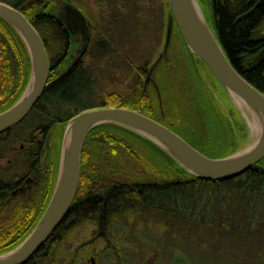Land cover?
<instances>
[{
    "label": "trees",
    "instance_id": "1",
    "mask_svg": "<svg viewBox=\"0 0 264 264\" xmlns=\"http://www.w3.org/2000/svg\"><path fill=\"white\" fill-rule=\"evenodd\" d=\"M135 1L140 2L144 23L153 26V3L148 0ZM210 1L214 27L209 24L228 59L251 85L264 94V61L256 65H249L248 62L249 55L260 50L257 46L260 29L264 26V0L249 14L245 12L248 5L246 0H224L223 5L221 0ZM0 2L20 10L44 40L51 70L48 83L29 117L40 112L39 116L60 123V145L66 125L75 115L91 108L123 107L166 125L209 157L222 158L247 146L242 143L236 147L240 142L236 129L238 121L244 122L240 112L210 72L215 82L210 81L209 87L213 95L202 77L199 79L201 70L203 78H206L204 73L207 69L198 59L194 63L193 55L177 26L173 29L168 48L169 54L171 51L174 53V61H171V55L169 58L172 86L168 87L166 81L162 80V105L154 89L151 100L148 93L135 89L126 95L117 92L104 94L96 104L80 105L90 98L93 91L91 74L83 62V55L74 62L70 61L73 47L64 44L66 35L64 32L61 35L57 29V21L53 17L54 0ZM100 16L105 18L103 12ZM93 29L96 35L92 37V42L102 43L103 29ZM253 30L258 31L253 33ZM161 66L166 71L167 64L162 63L156 76H159ZM30 74V55L23 38L11 24L0 18V113L21 97ZM201 87L208 96V105L205 106H201L197 93H203ZM187 98L195 102L192 113H189ZM52 130L53 127H50L47 132ZM262 162L234 178L223 181L202 179L190 174L167 152L142 135L117 124L100 125L90 131L84 141L78 191L69 213L43 247L25 264H76L78 252L81 249L89 250V245L97 243L109 251L119 264H123L122 246L115 226L120 218L130 214L144 216L149 213L170 217L169 227L186 221L188 227L198 233L212 226V234L216 235L221 230V224L216 226L205 219L182 213L179 194L196 187L201 191L209 185L210 194L228 193L233 201H238L235 205L264 198ZM58 167L59 160L56 161L55 178ZM225 184L232 187L226 188ZM85 224L93 225L94 229L88 239L77 248L78 251L66 248L74 231ZM34 226L16 223L0 225V254L18 246ZM261 261L264 264L263 257Z\"/></svg>",
    "mask_w": 264,
    "mask_h": 264
},
{
    "label": "rangeland",
    "instance_id": "2",
    "mask_svg": "<svg viewBox=\"0 0 264 264\" xmlns=\"http://www.w3.org/2000/svg\"><path fill=\"white\" fill-rule=\"evenodd\" d=\"M71 1L84 8L93 22V27L105 28V18L100 16L103 12L101 1L95 10L92 9L95 0ZM148 1L153 3V26L144 23L143 12L136 11L138 5L134 4L135 1L123 0L125 13L120 21L115 22L117 28L116 32L114 30L115 34L110 36L109 47L92 44L94 47L82 52L83 62L91 74L93 91L90 98H86L80 105L96 104L104 94L112 92L121 95L131 93L137 87L138 68L151 63L163 49L166 20L164 21L158 0ZM203 3L206 4L205 0ZM112 4V12L118 14L116 2L109 0L107 3L110 9ZM107 10L109 11L108 8ZM134 30H137L136 36H133ZM94 32L93 36L96 35ZM80 51L79 47L73 50L72 58L76 59ZM170 55L171 61H174L173 51ZM201 91L203 93L197 92L201 106L208 105L204 88ZM187 106L189 113H192L194 100L187 98ZM239 110L244 119L251 120L244 107ZM238 123L236 129L240 142L236 147L242 143L253 144L256 131L247 121L245 123L239 120ZM230 149L229 145L228 150ZM262 163L264 164V160ZM209 187L207 185L201 191L196 187L179 194V209L188 216L205 219L216 226L221 224L219 233L212 234V226L198 233L195 229H190L186 221L169 227L171 218L166 216L130 214L120 218L115 226L119 234V244L122 246L123 264H263L264 198L235 205L238 201H233L228 193L210 194ZM224 187L231 188L232 185L225 184ZM93 230V225L89 224L77 228L66 248L78 251L77 248L88 239ZM89 246L90 251L81 249L78 252L76 264H92L91 258L95 259L96 264H119L101 244Z\"/></svg>",
    "mask_w": 264,
    "mask_h": 264
},
{
    "label": "water",
    "instance_id": "3",
    "mask_svg": "<svg viewBox=\"0 0 264 264\" xmlns=\"http://www.w3.org/2000/svg\"><path fill=\"white\" fill-rule=\"evenodd\" d=\"M171 10L168 17L166 42L163 53L153 63L151 73L167 56L174 23L186 43L194 62L204 63L231 102L240 112L244 107L251 120L258 124L253 144L222 157L205 155L167 126L136 110L121 107H100L83 111L70 119L65 128L57 182L53 195L39 222L31 233L14 249L0 254V264H25L47 242L51 234L67 216L78 190L81 156L86 136L94 128L104 124H117L149 139L190 174L213 181L237 177L264 159V94L251 85L230 63L216 34L207 22L198 0H168ZM68 29L71 33L81 30L83 44L80 54L86 49L89 28L85 15L73 5L66 6ZM0 18L11 24L23 38L31 61L29 83L18 99L6 111L0 113V133L24 119L42 95L50 74V61L43 38L36 27L17 8L0 2ZM77 57V58H78ZM264 61V49L251 65ZM242 115V113L240 112ZM250 125V123H249ZM92 264H96L91 258Z\"/></svg>",
    "mask_w": 264,
    "mask_h": 264
},
{
    "label": "flooded vegetation",
    "instance_id": "4",
    "mask_svg": "<svg viewBox=\"0 0 264 264\" xmlns=\"http://www.w3.org/2000/svg\"><path fill=\"white\" fill-rule=\"evenodd\" d=\"M99 1L102 2V10L105 16V28H103L104 39L102 43L99 41L92 42L94 32L93 22L85 13L83 7L76 5L71 0H54L55 11L53 12V17H55L57 21L59 33H61V35L63 32L65 33L67 41L65 40L66 42L64 41V44L68 47H73V50H75L83 44L81 30L71 33L68 29L69 22L66 14V6L68 4L79 9L87 19L89 38L86 44V51L89 50L90 47H94L92 44H97L98 46L104 44V46L109 47L108 41L110 36L117 28L115 27V22L118 20L120 21L124 16L125 4H123L122 0H112L116 2L115 8L119 6L118 14H114L112 12L114 5L112 4L111 9L107 5L109 0H95L92 5L93 10L98 8ZM254 1L255 0H252L251 3V0H246L248 5L245 12H248V14L252 13L254 7L262 2V0ZM158 2L163 12L164 21L166 20V25L171 10L170 4L168 0H158ZM134 4L138 5L136 11L141 12L142 7L140 6V2ZM208 20L211 26L214 27L213 18L209 16ZM260 30L261 32H259L258 35L260 37V42L257 46L260 50L254 54L251 53L252 55H249V58H255L264 49V26ZM253 31V33H256L258 30ZM166 32L165 29V37ZM136 34L137 30H134L133 36H136ZM250 42L252 44V40H250ZM167 55L169 56L168 53ZM78 58L74 59L71 55L69 59L71 62H74ZM162 61L165 60L162 59ZM164 63L167 64L166 71L164 72V67L161 66L160 74H163L165 78L168 76L166 78V85L171 87L172 83L170 82V78L172 72L169 71L171 70V67H169L170 59L169 62L165 61ZM138 70L139 79L135 89H142L144 92L147 91L145 93H148L147 96L151 100V94H153L152 89L157 91L156 83L153 79L145 87V75L142 73L143 67L138 68ZM201 73L202 70L199 72V79L202 77V80L206 86H208L209 92L213 95L212 90L209 89L210 81H213V79L206 71L204 73L206 78H203V74ZM213 83L215 84L214 81ZM215 87L217 88L216 85ZM31 112L32 111H30L26 119L21 121L18 125L12 126L8 130L0 133V225L4 223L36 225L43 216L54 192L56 182L55 166L60 155V133L58 129L60 123H53L45 117L39 116L40 112L29 117ZM50 127H53L52 132H47V129Z\"/></svg>",
    "mask_w": 264,
    "mask_h": 264
},
{
    "label": "bare ground",
    "instance_id": "5",
    "mask_svg": "<svg viewBox=\"0 0 264 264\" xmlns=\"http://www.w3.org/2000/svg\"><path fill=\"white\" fill-rule=\"evenodd\" d=\"M215 1H219V0H215ZM223 1V3H224V0H222ZM198 2H199V4H200V7H201V9H202V11H203V13H204V15H205V18H206V20H207V22L208 23H210L209 22V16H211V14H212V1H210V0H205V2H206V4L204 5V3H203V0H198ZM203 5H204V7H203ZM167 25H168V22H167V24H166V31H167ZM175 26H177V24L176 23H174V25H173V29H174V27ZM178 27V26H177ZM179 29V28H178ZM213 30V29H212ZM173 31V30H172ZM180 31V30H179ZM214 31V30H213ZM261 32V31H260ZM173 33V32H172ZM183 38V37H182ZM165 42H166V37H164V43H163V49L161 50V52L164 50V47H165ZM221 44V43H220ZM169 48V47H168ZM159 53V55L157 56V58L156 59H154L151 63H146L145 64V66L143 67V71H142V73H143V75H145V87L147 86V84H149L153 79H154V81H155V83H156V89H157V91H156V93H157V95H158V98H159V102H160V105H162V94H161V82L162 83H164L165 81H166V78H165V76L163 75V74H161V75H159V76H156L157 74H158V69H159V66H160V64H162L163 62H169V58H170V56H163L162 57V59H164L165 61H162V59H161V61H162V63H161V61L157 64V66L155 67V69L153 70V72L151 73V79L149 80V82L146 84V79H147V77H148V73H149V71H150V68L152 67V65H153V63L158 59V57L163 53ZM254 60V58H250L249 59V65H251L252 64V61ZM49 61H50V59H49ZM251 63V64H250ZM204 66H205V68L207 69V70H205L207 73H209L210 72V70L208 69V67L204 64ZM170 67V66H169ZM139 71V70H138ZM171 71H172V68H171ZM211 73V72H210ZM211 75H213L212 73H211ZM161 77V78H160ZM214 77V76H213ZM215 78V77H214ZM216 79V78H215ZM164 82H163V81ZM218 82V81H217ZM28 83H29V81H28ZM28 83H27V85H28ZM219 84V83H218ZM220 85V84H219ZM27 87V86H26ZM143 88V87H142ZM26 89V88H25ZM146 92V91H145ZM41 97V96H40ZM40 99V98H39ZM38 99V100H39ZM38 102V101H37ZM36 102V103H37ZM36 105V104H35ZM34 105V106H35ZM121 108H123V107H121ZM91 109H93V108H91ZM129 109V108H128ZM89 110V109H88ZM6 111V110H5ZM4 112V111H3ZM2 113V112H1ZM24 119H26V117L24 118ZM24 119H22L21 121H23ZM20 121V122H21ZM20 122H18L17 124H15V125H18ZM249 123H250V125H251V127L253 128V129H257L258 128V124H257V122H255L254 120L253 121H249ZM15 125H13V126H15ZM173 131V130H172ZM175 132V131H174ZM176 133V132H175ZM50 134V133H49ZM179 135V134H178ZM87 137V136H86ZM72 205H73V203H72ZM72 207V206H71ZM71 209V208H70ZM70 211V210H69ZM69 213V212H68Z\"/></svg>",
    "mask_w": 264,
    "mask_h": 264
}]
</instances>
